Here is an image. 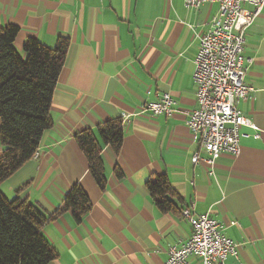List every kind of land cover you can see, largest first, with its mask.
<instances>
[{"label": "crops", "instance_id": "obj_1", "mask_svg": "<svg viewBox=\"0 0 264 264\" xmlns=\"http://www.w3.org/2000/svg\"><path fill=\"white\" fill-rule=\"evenodd\" d=\"M217 13L216 3L187 8L184 0H0V28H18L21 56L29 38L49 48L69 41L39 156L0 184L6 199L27 201L48 217L74 185L86 193L91 210L79 223L61 213L43 226L56 254L50 264H163L169 249L191 236L181 215L190 206L237 244L227 264H264V7L245 33L244 83L254 92L237 102L256 130L241 126L239 153H221L210 168L187 127L196 109L198 36ZM164 94L174 102L170 116L143 111ZM121 117L118 156L101 145L100 189L74 136ZM162 175L177 195L168 213L146 189ZM189 264L202 262L192 257Z\"/></svg>", "mask_w": 264, "mask_h": 264}, {"label": "trees", "instance_id": "obj_2", "mask_svg": "<svg viewBox=\"0 0 264 264\" xmlns=\"http://www.w3.org/2000/svg\"><path fill=\"white\" fill-rule=\"evenodd\" d=\"M18 28H0V184L33 158L42 135L51 128V100L62 69L69 41L58 39L49 48L29 38L21 56L14 47ZM75 143L85 158L88 173L103 189L105 171L101 145L118 156L122 140L120 118L97 124L95 131L75 134ZM116 177L121 171L115 168ZM146 189L162 213L174 209L177 195L165 176L146 183ZM91 210V203L78 184L63 199L59 209L48 216L38 206L18 198L8 200L0 191V264H50L55 250L42 234L48 220L68 213L79 223Z\"/></svg>", "mask_w": 264, "mask_h": 264}, {"label": "built area", "instance_id": "obj_3", "mask_svg": "<svg viewBox=\"0 0 264 264\" xmlns=\"http://www.w3.org/2000/svg\"><path fill=\"white\" fill-rule=\"evenodd\" d=\"M209 2L218 4V13L206 32L198 36L192 74L196 109L188 114L187 127L207 155L204 162L212 168L221 153H239L241 126L256 130L238 110L237 102L254 92L244 83L245 33L264 7V0H184L187 8ZM243 5L251 6L252 10H242ZM173 106V100L164 94L158 101L147 103L143 111L152 116H170ZM38 156L36 151L33 158ZM199 160L198 155L191 159L193 164ZM181 215L191 225V236L179 247L170 248L163 264H189L192 257L200 259L202 264H227L230 257H236L237 244L222 233V226L214 218L208 214L196 215L192 206L183 209Z\"/></svg>", "mask_w": 264, "mask_h": 264}]
</instances>
